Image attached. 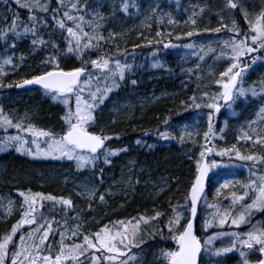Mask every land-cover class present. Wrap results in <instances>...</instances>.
<instances>
[{
    "label": "snow or ice",
    "instance_id": "snow-or-ice-1",
    "mask_svg": "<svg viewBox=\"0 0 264 264\" xmlns=\"http://www.w3.org/2000/svg\"><path fill=\"white\" fill-rule=\"evenodd\" d=\"M0 2L7 4L8 0H0ZM14 2L19 7L29 10L30 15L27 17L29 23L24 24L17 13H13L10 20L5 16L7 27L6 30L0 29V40L7 43L9 34H11L12 42L8 47L15 49L18 40L31 36L33 50L48 47L53 50L54 54L46 56L41 62L42 66L51 65L52 69L39 75H33L20 83L5 85L2 82L3 77L8 74L5 68L17 67L14 63V57L6 56L0 60V88L15 87L19 89L30 85L40 86L45 95H49L53 101H59L65 106L64 115L61 117L64 128L61 134L39 129L32 123H25L31 119L27 113L14 122L4 112L3 106L0 105V129L7 132L8 129L14 128L17 132L16 135H5L0 138V151L15 146L17 152L27 154L34 159L51 158L74 161L78 170L88 166L95 169L97 161L101 160L104 164H111L110 158L118 156L120 152H127V147L107 149L105 148V141L112 139V137L95 134L89 129L96 123L97 108L104 103L111 92L119 88L120 82H123L126 75L133 71V65L126 62L122 63L120 59L111 55L98 56L91 60L83 59L87 51L99 48L101 42H106V38L98 31L101 26L99 21L103 20L102 16L96 13L93 14V19L86 21L84 15L72 14L73 12L86 11L90 7L89 4L80 5L79 0H74V2L69 0V8V5L65 4V0H57V7L51 8L46 0H14ZM224 9L229 13L239 12L245 21L247 30L241 29L235 18L231 19V27H229L224 22L223 16L219 20V27L205 29V31L214 33L226 32L229 36L223 40L218 54L216 49L208 47L205 50L201 47L200 52L203 54L199 55V59L203 61L206 56L211 54L216 61L222 60L227 63L228 67L220 72L219 78L215 80V84L219 86L216 94L210 96L206 92L203 93L199 97L201 103L196 102L198 98L195 95L190 97L193 107L208 109V130L203 134L205 145H202V150L196 161L195 179L191 183L185 203L173 206V216L169 218L164 228L148 233L150 238H155L157 234H160L162 239L174 242L173 248L160 250V264H203L205 256L219 261L226 259L228 254L234 251L238 252L240 264H250V254H258L260 258L256 264H264V223L260 226H252L245 233L217 232L208 236L203 242L195 234L198 202L203 198L206 183L215 174L214 169L228 166L222 165L217 160H209V157L212 155L221 158L227 157L230 164L233 163V158L239 161L253 162V164L256 162L264 163V157L254 154L243 155L235 145L232 148L216 150L209 144V138L215 136L214 116L219 114L222 108L226 107L231 110L237 100L247 98L249 95L252 98L259 96L264 99V79L254 82L248 87L244 86L246 76L255 71L257 66L264 67V55H260V53H264V6L255 14L254 19H249L250 14L247 7L243 6L239 0H226ZM118 10L127 13L129 10L128 0H121ZM203 11L204 9H201V12ZM39 13H51V23H49V18L46 15H39ZM195 15L194 12L193 16ZM189 19L193 25L196 24L195 19L191 17ZM69 22L71 26H69ZM169 23L172 21L170 20ZM85 24L91 28V33L85 31ZM21 25H23L22 30ZM41 28L52 29V32L47 33L49 37L56 31H60L66 44L63 54H57L59 44L56 40L45 39L40 34ZM156 35L160 36L161 33L158 32ZM186 35L192 37L194 33L190 31ZM110 36L115 39V34H110ZM163 47L170 48L176 47V45L167 43ZM184 47L191 49L194 48V45L188 44ZM72 56L81 60V66L66 71L61 67V61ZM20 59L23 60L24 57L21 56ZM89 67L93 70L92 72L88 71ZM152 67H162V65L159 61H154ZM188 71L191 72L192 69ZM130 82L133 86L137 84L136 80ZM235 114L234 111L231 112V115L234 116ZM257 116L259 122L264 123V106L259 109ZM163 123L165 130L158 132L160 139L175 138L168 131V118ZM248 127L251 129L252 124L250 123ZM221 131L223 130L221 129ZM253 131L255 130L253 129ZM185 136L189 138L192 136L188 125H184L180 132L181 143H183ZM241 138L253 140V136L247 132ZM253 142L264 146V136L257 134ZM136 144L140 145L141 141L138 139ZM149 147L152 146L149 145ZM100 173L102 178V168ZM229 186L230 182L225 180L220 188ZM244 188L243 195L233 194L232 203L244 202L246 197L251 199V203L244 204L236 216H232L231 209L225 210L223 213L217 210L212 220L204 221V230L212 227L217 218L220 227L229 223L230 220L231 225L239 228L240 225L249 222L248 217L253 210L264 212V174L250 178ZM219 191L220 189H217V193ZM250 192L251 196H249ZM83 194L90 199H95L97 193L94 188H86ZM20 196L23 197L21 219L12 225L9 232L0 237V264H131V261L135 259L131 249L133 247L139 248L145 242L142 226L156 222L163 215L161 212H156L152 217L140 216L127 221H116L112 227L105 225L94 233L81 232L79 224L68 229L67 221H65V229L71 232V236L66 237L65 232H61L58 248L53 250L52 245L46 243L53 231L52 221L37 224L36 205L38 202L51 201L53 205H61L63 209L70 211L74 210L72 200L30 192L28 194L21 192ZM99 200L104 201L103 193L99 194ZM0 207H5V205L0 202ZM210 207H215V205ZM12 208L13 201L9 200L6 206V214L10 215ZM40 208H43V203H40ZM89 208H91V204H89ZM179 208L188 212L187 218L178 210ZM41 219H44L42 215ZM74 219H79V217ZM24 225H36V227L33 231L20 235L19 243H17L15 237ZM164 229L169 233L167 238L163 237ZM222 237H228L229 244L214 248L213 242ZM66 239H70L72 242L68 243ZM76 240L80 242L77 243ZM10 249H14V251L10 252Z\"/></svg>",
    "mask_w": 264,
    "mask_h": 264
},
{
    "label": "trees",
    "instance_id": "trees-1",
    "mask_svg": "<svg viewBox=\"0 0 264 264\" xmlns=\"http://www.w3.org/2000/svg\"><path fill=\"white\" fill-rule=\"evenodd\" d=\"M89 1L92 0H79L80 5L89 4V8L91 9L98 7L105 9V4H102V0H94V4L89 3ZM46 2L51 8L57 7V0H46ZM183 2L184 3L181 4L183 8L188 9L189 4L192 3L190 10H193V8L196 9L198 6L204 9L203 12H201L200 9L198 15L194 17L196 20L195 25L177 16L172 23L167 21L162 22L157 27L145 31L146 33H141L139 35L132 33L128 37L118 38L115 40L117 44L116 42L112 44L114 46L111 45L109 48H105L100 45L99 48H93L87 51L83 57L84 60H91L96 59L98 56L111 55L122 60L125 53H138V57H136L132 63L133 71L126 75V79L120 82L119 88L111 92L104 103L97 108L95 113L96 123L89 129L95 134H103L112 137V139L105 141V148L121 149L127 147L128 151L120 152L119 157H123V155L127 156L128 154L135 156L142 166L150 167V170L153 171L154 176L152 179H155V176L163 175L167 182V188L159 195L153 196L148 191V188L150 189L151 187L143 183L146 182L148 178L144 179L141 177L138 179L135 191L122 202L123 204H114L115 207L113 206L110 208L109 213L105 212L103 209H99L100 212L96 216H93L91 213L93 219H98L99 216L103 219L95 225H89V231L86 233H94L105 225L112 227L116 221H127L140 216L152 217L156 212L163 213L156 222L150 223L147 226H142V234L145 242L141 244L139 248L133 247L131 249V253L135 256L131 264H160V250L171 249L175 246L174 242L167 239L163 241L160 234H157L155 238H150L148 233H153L157 229L164 228L169 218L173 216V206L183 205L185 203V198L188 196L189 188L195 178L196 161L199 158L202 145H205L203 134L208 130V109L204 107L196 109L192 106L190 97L195 95L198 98L196 102L201 103L199 97L203 93L206 92L210 96L214 95V92L219 90V86L215 84V80L219 78V73L222 72L224 68V63L216 61L213 57H210V60L204 62L199 61L198 57L185 58L183 56V58H178L172 55H167L163 58L162 67L156 68V71H152L149 65L143 66L139 64L142 55L157 48L158 44L163 40L189 41L193 38L219 36L226 33L205 31V29H215L219 27L221 16H223L224 22L229 25L228 19L225 16V4L223 7L221 6V10L220 7H218V9L217 7L215 8L214 0H183ZM201 2L204 3L202 4ZM65 4L69 5L70 8L69 0H65ZM210 8H212V10L215 9L216 13H209ZM219 12L221 13L220 15H218ZM13 13H17L21 21L23 20L29 23L27 19L30 15L29 10L19 7L14 0H8L7 4L0 2V27L7 24L5 16L10 20ZM74 13L75 15H84V11ZM39 15H46L49 18V23H51V13H39ZM230 16L236 19L239 27L247 29L245 21L239 12L231 13ZM69 26H71L70 22ZM190 31L194 33L192 37H179V39L175 37L177 34ZM49 32H52L51 28H41L40 30V34L43 35L45 39L51 38L57 41L59 44L57 54H63L66 44L60 31H56L51 37L47 35ZM158 32L161 33L160 36L156 35ZM64 35H66V33H64ZM31 39L32 37L29 36L16 42L17 47H22V49L18 51L23 52V54L26 55V59L22 67L18 70L9 72V74L3 77V84L14 85L24 79L31 78L33 75H39L42 72L52 69L51 65L42 66L41 62L46 56L54 54L53 50L50 47L40 48L34 51L29 49L26 50L25 45H31ZM150 41L151 43H149ZM157 41H159V43H157ZM4 42L5 41L0 40V47L3 46ZM8 43L9 41L6 44ZM116 47L117 49H115ZM197 65H199V67H197ZM80 66L81 60L77 59L75 56L61 61V67L64 69ZM189 69H192V71H188ZM88 70H91V68L89 67ZM261 79H264V67L257 66L252 73L249 85ZM131 80H136L137 84L133 86L130 82ZM159 85L166 86L174 93L151 104L138 116L120 121L114 120L109 106L111 105L110 103L116 99L117 95L124 94V96L127 95L126 97H128L130 94H127V92L129 91H144ZM0 93L3 95L0 105L3 106V110L5 108V111L15 115L13 118L14 122L27 113L31 119L27 120L25 123H32L39 129L52 131L57 134L62 133L64 124L61 117L64 115L65 106L59 101H53L49 95H45L43 89L1 88ZM263 104L264 99H261L259 96L252 98L249 95L247 98H240L237 100L230 111H227L228 108H225L214 116L213 125L215 136L209 138V140H211L210 146H212L214 142L218 149L222 150L225 148H232V146L235 145L243 155L254 154L264 157V146L253 142L257 134L264 136V131H261V128L258 129L253 127L248 130L246 129L247 125H245V123H249L252 118L256 116L255 111ZM232 111L236 113L234 116L231 115ZM166 118H168V131L170 135L175 138L163 140L160 139L158 132L165 130L163 122ZM184 125L189 126V131L192 132V136L191 138L185 136L183 143H181L179 137ZM221 129L223 131H221ZM253 129L255 131H253ZM245 132L253 136V140L242 139L241 137ZM196 133L199 134L197 135ZM138 139L141 141L140 145L136 144ZM149 145L152 147H149ZM7 154L8 153H6L3 158L6 157ZM25 157L24 155H17L15 156V161L17 162L10 161L8 163H3L7 171V177L13 176V182L16 186L20 188L23 183L22 180H31L34 178V194L42 193L45 196L52 195L57 198L63 197L65 199H71L73 208H80L81 214L79 215L85 214L86 205H84L81 196L73 189H70V187H55L52 186V184H48L42 189L36 187L45 177L43 175L39 176L38 171L42 169L43 165H49L50 162L44 159H34L33 166V164L26 162ZM219 158L225 162V165L229 164L227 157ZM233 161H238L242 164L240 168L236 169L235 174V180L240 179V181L237 183L234 182L230 187L224 188L223 193L227 195L229 193L237 195L238 192L243 191V185L241 183L244 179L246 182V176L248 174L249 177V171H259L261 174H264V163L256 162L257 164H253V162L239 161L235 160V158H233ZM233 164L234 163L229 164V166ZM255 165L256 167H254ZM238 169L240 171H238ZM25 177L28 178L25 179ZM211 184L212 179L208 181V196H211ZM232 196L233 195H229L226 198L225 195H219L216 199L226 204L228 201H232ZM250 201L251 199L246 197L243 203L249 204ZM44 205L45 208L48 209L59 208L60 206L58 204L53 205L51 201H46ZM84 208L85 210L83 212ZM64 212H67V210L62 208L59 213H47V221H52V228L54 227L53 223H56L54 221L57 220V217L66 221V218H68L70 214H64L66 218H63L61 215H63ZM75 213L76 212H74V215H76ZM37 214L41 215V213ZM182 214L187 218V211L183 209ZM51 216H54L53 219H50ZM44 218L46 220V217ZM40 219L41 217L38 219V222H40ZM84 220H88V217L84 218ZM53 230H55V228H53ZM168 236V231L164 229L163 237L167 238ZM57 241H59L58 227L57 231L49 235L47 243L52 245ZM203 264H205L204 261Z\"/></svg>",
    "mask_w": 264,
    "mask_h": 264
},
{
    "label": "rangeland",
    "instance_id": "rangeland-1",
    "mask_svg": "<svg viewBox=\"0 0 264 264\" xmlns=\"http://www.w3.org/2000/svg\"><path fill=\"white\" fill-rule=\"evenodd\" d=\"M74 2V0H73ZM93 2V3H92ZM121 0H102V4H105V11L101 8H88L86 11H84L85 20H91L93 19V14L98 13L100 16L103 17V20L99 21L100 28L98 31L103 34V36L106 38V42H101L100 45L104 46L105 48H109L118 38L128 37L130 34H141L146 33L150 28L157 27L162 22H169L170 20L173 21L174 18L177 16L182 17L183 19L190 21V17L192 19H195L194 17L198 15L200 12L201 6H198L196 9L193 8V10H190L192 7V3L189 4V8H183L181 4H183V0H128L129 3V10L127 13H123L118 10L119 4ZM239 2L247 7V10L249 12V19H254L255 14H257L260 11V8L264 6V0H239ZM89 3L94 4V0L89 1ZM202 3V2H201ZM204 3V2H203ZM202 3V4H203ZM226 3V0H214L215 8L220 7L222 10L223 5ZM80 4V2H79ZM135 4V6H132ZM115 5V7H114ZM222 6V7H221ZM155 10V11H153ZM220 10V11H221ZM196 13L195 16H193V13ZM226 18L229 22V27H231V16L228 11H226ZM209 13H216V10H212V8L209 9ZM75 15V13H72ZM188 14V15H186ZM221 13L219 12L218 15ZM79 15V14H78ZM22 22L26 24V21ZM21 25V29H22ZM7 24L3 27H0V29L6 30ZM85 31H88L91 33V28L85 24L84 25ZM242 29V27H241ZM247 30V29H246ZM188 33V32H186ZM186 33H180L177 34L175 37L180 38H186L188 37ZM110 34H115V39H112ZM229 34L224 33L219 36H209V37H199V38H193L189 41H177V40H163L160 42L157 46V48L150 50L148 53L142 55L141 60H139V64L146 66L149 65L150 69L152 71H156V68L159 67H152V64L154 61H159L162 65L163 58H165L167 55L177 56L178 58H183V56L186 58H192V57H198L199 55L203 54L200 52L201 47H203L205 50L208 47H211L213 49H216L217 54L220 51L221 44L224 39L228 38ZM9 43L6 44L3 43V46L0 47V60L5 58L6 56H13L14 57V63L17 65V67H6L5 71L9 74V72H12L13 70H18L20 67H22L26 55L23 54V52L18 51L22 49V47H17L15 49H11L8 47V45L12 42L11 34H9ZM171 43L173 45H176V47H170V48H164L163 45ZM193 44L194 48H186L184 45ZM114 46V45H112ZM26 50H33L30 44L25 45ZM117 49V47L115 48ZM34 51V50H33ZM109 51V50H106ZM155 53V55H153ZM260 55H264V53H260ZM23 56L24 59L21 60L20 57ZM138 57V53L131 52L129 54L125 53L124 58L121 60L122 63H128L131 64L134 62V60ZM211 54L205 57L203 60L204 62L206 60H210ZM119 59V58H118ZM199 61H201L199 59ZM220 63H224V68L228 67V64L223 62L222 60L219 61ZM89 72H92L93 70H88ZM253 73V72H252ZM252 73H250L249 76L245 77V87H248L251 82ZM3 82V80H2ZM22 82V81H20ZM18 82V83H20ZM21 89V88H19ZM1 91V88H0ZM3 92V91H2ZM218 91L214 92L215 94ZM174 92L171 91L169 88H167L164 85H159L157 87H152L149 90L144 91H132L127 92V94H130L128 97L124 96V94L117 95L116 99L111 102L109 108L112 116L114 117V120H124L127 118H131L134 116L140 115L148 106L151 104H154L158 102L159 100H162L163 98L173 94ZM22 94V93H21ZM2 93H0V101L2 100ZM19 98V96H18ZM19 100V99H18ZM17 102V101H16ZM15 102V103H16ZM14 103V104H15ZM260 105V104H259ZM264 106V104L262 105ZM260 106L258 110L255 111V117L252 118V120L249 123H245L247 125L246 129H250L248 125L251 123L253 128H261V131H264V123L259 122V118L257 116V113L259 109L262 107ZM4 112L9 115L10 118H14L15 115L13 113H10L8 111ZM227 111H230L227 109ZM17 115V113H16ZM255 123H252L254 122ZM252 129V128H251ZM16 129L11 128L8 129L7 132H4L3 129H0V138H3L5 135H16ZM213 147L216 150L218 149L217 145L213 142ZM6 155V157L3 158V156ZM21 155L26 158V162L33 164L34 166V158L31 156H28L27 154L17 152L15 149V146H11L7 148L5 151H0V202L5 205V207H0V237H2L5 233L9 232L12 225L16 224L17 221L21 219L22 210L21 205L23 204V197L20 196V193L23 192L25 194H28L29 192L34 194V178L31 180H22L23 183L21 184L20 188L16 186L13 182L14 177L8 176L7 177V171L4 168L3 163H8L11 161V159L17 155ZM120 155V154H119ZM114 156L111 157V164H104L101 161H97L96 168H92L91 166L77 169L74 161H69L67 159L57 160V159H44L46 161H49V165H43L42 169L38 171V175L45 176L40 183L36 187L39 189L44 188L48 184H52V186H58V187H70V189H73L76 193H78L83 202L84 205H86V212L84 215L81 214L80 208L75 207L74 211L64 212L61 217H64V214H70L68 218H66L67 221V228L72 229L77 224L80 225V231L83 233H86L89 231V225H95L98 222L102 221V217L99 216L98 219H93L92 215L96 216L99 214V209H103L105 212L109 213L110 208L114 206V204H123L122 202L126 200L133 192L135 191V187H137L138 179L141 177L144 179H147L146 182H143L147 186L151 187L148 188V191L151 195L156 196L162 193L167 188V182L165 179V176H155V179L153 178V171L150 170V167H144L141 165V163L137 160V158L133 155L128 154L123 155V157ZM260 156V155H259ZM31 159V160H30ZM209 160H217L222 165H225V162L222 161L219 156L212 155ZM33 161V162H32ZM233 165L229 167L222 166L219 169H214L213 172L215 173L212 175V184H211V196L204 197L202 207H201V213L199 215V218L196 223V236L199 237L202 242L205 240L208 236H212L214 233L217 232H240L245 233L249 231L252 226H260L262 223H264V212L255 211L253 210L252 214L248 217V223L240 225L239 228L235 227L234 225H231L230 220L229 223L225 224L223 227H220L218 225V218L214 221L213 226L208 228L207 230H204L203 224L205 220H212L214 214L219 210L221 213H223L225 210L232 211V216H236L239 214V212L242 210L245 203L237 201L235 204L232 203V201H228L226 204H223L222 202H219L216 197L219 195H225L227 198L229 195H233V193H229L228 195L226 193H223L224 188H220V186L224 183L225 180L230 182V186L234 182L240 181V179H236V169L241 167L240 162L233 161ZM257 164V163H255ZM256 167V165L254 166ZM103 169V174L101 178L100 169ZM238 171H240L238 169ZM261 173L259 171L250 172L249 171V177L248 174L246 176V182L245 179L241 183L243 185V191L238 192L237 196L243 195L244 193V185H247L250 178H253L255 175H260ZM152 176V177H151ZM151 177V179H150ZM28 177H25V179ZM150 179V180H149ZM46 182V183H45ZM229 186V187H230ZM95 189L96 190V197L95 199H90L87 195L83 194L85 192V189ZM217 189H220L219 193H217ZM104 194V201L101 202L99 200V194ZM249 196H251V192L249 193ZM11 200L13 201V208L11 214H6V206L7 202ZM45 202H38L37 212H36V221L37 224H42L47 221V213L53 212L59 213L60 210H62L63 206H59V208H52L48 209L45 208ZM40 203H43V208H40ZM251 203V201L249 202ZM89 204H91V208H89ZM211 205H215V207H210ZM177 206V205H176ZM233 206V207H230ZM115 207V206H114ZM85 208L83 209L84 212ZM181 213L183 212L182 208L178 209ZM72 212V213H71ZM74 212H76L74 215ZM82 212V213H83ZM43 217H46L44 219H40V222H38V219L41 217L40 214ZM92 213V215H91ZM84 216V217H83ZM54 216H51L50 219H53ZM75 217H79V219H74ZM88 220H84V218H87ZM97 220V221H95ZM56 223L54 224L55 230L57 231L58 227V234H59V241H60V233L65 232L66 237L71 236L70 231H66L65 229V221L57 217V220L54 221ZM58 222V223H57ZM5 225H4V224ZM60 224V225H59ZM36 225H24L22 229H20L15 237V240L17 243H19V236L25 235L29 231H33ZM159 239V238H158ZM164 241V239H162ZM55 244H52L53 250H56L58 248V242ZM66 242L71 243L72 241L70 239H66ZM75 242L79 243V240H76ZM229 238L228 237H222L218 240H215L213 242L214 248H219L222 246H225L229 244ZM31 243V241H29ZM47 243V242H46ZM165 244V243H164ZM14 251V249H10V252ZM132 252V251H131ZM45 254H47L45 252ZM253 254L249 255L250 264H255L252 260ZM256 258L259 259L260 257L258 254H256ZM203 261L205 264H240V258L238 255V252H233L228 254V257L226 259H221L219 261L215 259H209L207 256L203 258Z\"/></svg>",
    "mask_w": 264,
    "mask_h": 264
},
{
    "label": "water",
    "instance_id": "water-1",
    "mask_svg": "<svg viewBox=\"0 0 264 264\" xmlns=\"http://www.w3.org/2000/svg\"><path fill=\"white\" fill-rule=\"evenodd\" d=\"M67 71V70H66ZM26 87H34V88H36V87H40V86H38V85H30V86H26ZM205 189H206V187H205ZM205 192V191H204ZM204 195V194H203ZM200 203H201V200L198 202V213H199V207H200ZM198 216V215H197ZM196 220H197V218H196ZM195 223H196V221H195Z\"/></svg>",
    "mask_w": 264,
    "mask_h": 264
},
{
    "label": "bare ground",
    "instance_id": "bare-ground-1",
    "mask_svg": "<svg viewBox=\"0 0 264 264\" xmlns=\"http://www.w3.org/2000/svg\"><path fill=\"white\" fill-rule=\"evenodd\" d=\"M15 159H16V158H15V157H13V158L11 159V161H12V162H17V161H15Z\"/></svg>",
    "mask_w": 264,
    "mask_h": 264
}]
</instances>
